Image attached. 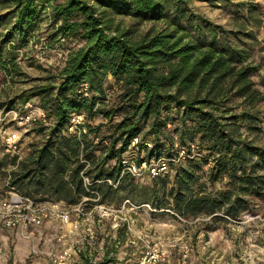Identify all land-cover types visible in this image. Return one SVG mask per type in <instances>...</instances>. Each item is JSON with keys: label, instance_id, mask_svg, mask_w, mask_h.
Wrapping results in <instances>:
<instances>
[{"label": "trees", "instance_id": "16d2710c", "mask_svg": "<svg viewBox=\"0 0 264 264\" xmlns=\"http://www.w3.org/2000/svg\"><path fill=\"white\" fill-rule=\"evenodd\" d=\"M199 1L236 7L242 14L235 30L194 14L190 0H0L3 77L18 73L16 53L44 20L51 26L50 46L81 42L49 81L0 100V110L7 112L37 99L50 123L36 124L33 131L45 138L27 156L0 158V167L13 166L6 191L13 186L32 198L66 205L98 198L108 206L124 192L119 205L142 198L184 218L235 219L252 211L256 201L264 202V143L241 131L261 132L258 105L264 94L254 88L255 68L239 39H253L264 16L246 0ZM157 22L162 23L158 29ZM144 23L151 26L140 31ZM108 76L118 88L110 106L105 103ZM235 97L240 105L229 107ZM74 114L90 121L79 138L64 134ZM98 116L112 123L109 135L103 124L91 123ZM134 139L135 150L130 148ZM176 145L185 157L170 163L172 174L151 178L150 186L129 174L116 187L105 181L118 180L123 157H136L138 164L177 159Z\"/></svg>", "mask_w": 264, "mask_h": 264}, {"label": "rangeland", "instance_id": "374dc122", "mask_svg": "<svg viewBox=\"0 0 264 264\" xmlns=\"http://www.w3.org/2000/svg\"><path fill=\"white\" fill-rule=\"evenodd\" d=\"M233 1L237 2V0ZM246 1L257 4L260 13L264 16V0ZM190 7L194 14L203 16L213 23L223 26L226 30H235V24L240 21L239 16L242 14L231 3H227L223 7L219 4L213 5L199 0H190ZM150 26L151 23H144L140 31H145ZM161 26V22H157L155 25L156 29ZM50 29V22L44 20L36 36L28 41V46L21 47L17 51L14 61L19 70L17 74L3 77L0 73V100H5L7 97L11 98L13 95L27 90L34 85L49 81V78L56 75L58 70L62 68L68 54L81 45L79 41L64 42L60 40L53 44V46H50V41L47 37ZM253 31L256 33L253 39H247L243 36L239 37V39L244 43V47L249 53L247 62L255 68L251 76L254 88L264 94V17H262L259 27H255ZM106 88L105 103L110 106L118 93V88L114 81L108 78ZM30 102L33 104V107L40 108L37 99H32ZM240 102L241 98L235 97L231 100L229 107L239 106ZM15 106L14 109L19 105ZM258 108L261 112V120L257 123V126L261 128V132H250L246 127H242L241 131L244 136L254 139L258 144H262L264 143V102L258 105ZM234 110L239 109L235 108ZM43 111L45 112V117L41 119L35 117L34 122H22L20 124L13 121L10 117H6L5 120L0 122V127L3 130L16 132L20 135L19 154L21 158L27 156L33 147L40 145L44 141V135L33 131L36 124L44 126L50 124L46 111ZM5 113V111L0 110V120L4 118ZM22 113L26 115L28 112L22 110ZM118 119V117H115L113 123L118 121ZM88 122L90 124V121ZM91 123L95 125L99 123L103 124L102 132L105 135L110 134L112 123H109L103 117L98 116ZM168 127L171 128L172 125H168ZM177 147L179 151L182 149L176 145ZM196 152L197 150H195ZM99 153L97 152V154ZM3 154L5 152L0 140V158ZM134 160L137 161L136 157H134ZM12 169L13 166L8 164L0 167V200L6 192L7 175ZM169 174H172V171ZM139 182L142 186H150L151 177L144 174L142 178H139ZM216 186L218 187L219 184ZM125 197L124 192L119 193L112 201V206H121L123 201L120 205L117 203ZM130 202L137 206L144 204L152 206L150 203L144 202L142 198H136L133 201L131 199ZM252 208V211L242 212L235 219L218 214L219 217L217 218L199 215L190 218L181 216L180 220L168 212L150 213L146 208L131 210L129 207L124 208L122 217L130 218V221L134 222L137 232H146L152 238H160L165 241V244H171L172 247L169 249L168 259L169 264H181L183 246H187L186 264H264V202L256 201ZM34 231L35 235L31 239L25 238L19 231V238H14L13 236L12 239L9 238L7 244L3 245L0 243V246L6 247L9 255L12 256L11 250L13 246L26 241L28 257L25 263L22 262L21 264H50L46 253L50 250L55 251L60 246L55 241L54 235L42 234L38 236L37 229ZM118 237L119 239H125L124 231H121ZM4 247L0 254L4 252ZM84 251L98 261H102L103 259L108 261L113 259L114 255H125L129 249L115 247L114 235L110 230L109 221L106 220L102 221L99 225L96 240L90 244H86ZM137 251L142 252V248H139ZM43 261L44 263H42ZM83 263L82 259L76 262V264Z\"/></svg>", "mask_w": 264, "mask_h": 264}, {"label": "built area", "instance_id": "2783aa9c", "mask_svg": "<svg viewBox=\"0 0 264 264\" xmlns=\"http://www.w3.org/2000/svg\"><path fill=\"white\" fill-rule=\"evenodd\" d=\"M86 91V87H84ZM22 110L27 111L25 115ZM31 113V115H30ZM13 121L22 124L35 121L45 117V112L39 107H33L28 101L19 105L16 109L7 111L4 114ZM89 123L85 114H74L70 118L66 135H74L78 138L87 133L86 124ZM0 140L4 152L16 156L19 160L20 135L16 132L5 131L0 127ZM98 139H95L97 142ZM138 140L130 143V148L135 150ZM105 145L107 142L104 141ZM185 150L179 151L177 159L158 158L150 161L136 163L134 158L123 157L121 160L122 173L118 180L106 179L105 181L113 187L118 185L124 174L139 179L147 174L151 178L163 176L170 173V163L176 164L185 157ZM84 185H89V178L81 172ZM125 207L131 210L146 208L150 213L168 212L181 220V215L170 209H158L149 204L137 206L124 200L119 207L108 206L99 202L98 198H83L76 205H66L61 201L38 200L22 194L15 187L10 186L0 200V226L7 229L20 231L25 238L31 239L37 228L42 226L53 227L54 238L60 246L57 250H50L46 253L50 264H76L79 259L88 264H169V249L171 244H165L160 238H152L146 232H137L133 221L130 218L122 217ZM109 221L110 230L114 235L116 248L129 249L123 256H113V259L98 261L89 253L84 251L86 244L96 240L97 229L102 221ZM183 220V218H182ZM124 231L125 239H119L118 234ZM142 248V252L137 251ZM181 264H186L187 246H183ZM3 247L0 246V253ZM137 252V253H136ZM139 252V253H138ZM89 255V256H88Z\"/></svg>", "mask_w": 264, "mask_h": 264}, {"label": "crops", "instance_id": "0c3cea01", "mask_svg": "<svg viewBox=\"0 0 264 264\" xmlns=\"http://www.w3.org/2000/svg\"><path fill=\"white\" fill-rule=\"evenodd\" d=\"M108 79H111V76H108ZM46 230H48V231H46ZM44 231H46V232H44ZM36 232H37L38 236H40L42 234H52V235L55 234L54 228L49 227V226L39 227V228H37ZM13 236H14V238L15 237L19 238L20 237L19 231L15 230V229H7V228L0 226V243H2L3 245L7 244V242L9 241V238L12 239ZM26 247H27L26 241H23L22 244H15L11 250L12 256L9 255L8 249L6 247H4V249H5L4 252L2 254H0V264L1 263L21 264L22 262L25 263V260L28 257V252H27L28 247L27 248ZM42 263H44V261Z\"/></svg>", "mask_w": 264, "mask_h": 264}]
</instances>
